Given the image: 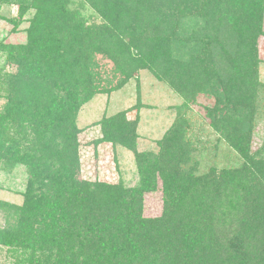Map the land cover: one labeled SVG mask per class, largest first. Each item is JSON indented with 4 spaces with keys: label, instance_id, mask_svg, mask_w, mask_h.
<instances>
[{
    "label": "trees",
    "instance_id": "16d2710c",
    "mask_svg": "<svg viewBox=\"0 0 264 264\" xmlns=\"http://www.w3.org/2000/svg\"><path fill=\"white\" fill-rule=\"evenodd\" d=\"M13 1L17 20L34 10L26 42L0 45L15 66L3 81L0 169L27 173L21 203L0 200V245L15 264H264V140L250 148L264 0ZM143 69L183 106L211 95L208 124L240 163L200 173L177 123L139 151L137 119L122 111L95 123L93 144L130 150L137 184L84 178L80 107ZM157 180L162 209L145 216Z\"/></svg>",
    "mask_w": 264,
    "mask_h": 264
},
{
    "label": "rangeland",
    "instance_id": "374dc122",
    "mask_svg": "<svg viewBox=\"0 0 264 264\" xmlns=\"http://www.w3.org/2000/svg\"><path fill=\"white\" fill-rule=\"evenodd\" d=\"M89 13L90 10H82ZM33 9L16 19L18 4L12 0H0V45L26 42V28L29 27ZM259 57L264 61V37L259 42ZM15 66L7 62L6 51L0 49V111L6 102L3 81L15 71ZM109 67H112L109 64ZM105 71L109 70L105 65ZM104 71V72H105ZM110 77V74H109ZM259 79L264 84V63L259 66ZM115 78H112V83ZM214 98L198 93L187 106L183 98L167 82L155 77L147 69L139 70L118 90L106 94H96L80 107L76 121L82 129L79 135L82 176L91 181H122L127 187L138 182V174L133 153L120 146L112 148L109 144L95 146L94 139L100 136V128L95 123L104 116L124 111L123 118L137 119V150H152L156 141L174 124L191 137L194 143L193 158L200 173L209 167L218 172L222 167L240 163L236 153L209 126L206 109L212 107ZM182 119L185 123H181ZM180 124V125H179ZM264 140V91L258 95V106L251 132L250 148L256 150ZM27 173L22 164L5 171L0 169V200L20 204L25 188ZM158 190L145 194L144 215L156 217L162 209L161 182L157 180ZM4 225L0 210V227ZM6 246L0 245V264H15L16 256Z\"/></svg>",
    "mask_w": 264,
    "mask_h": 264
}]
</instances>
